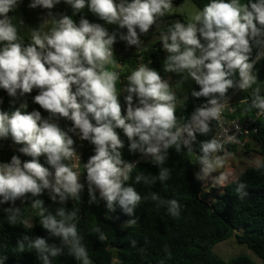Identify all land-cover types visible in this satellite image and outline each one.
<instances>
[{"label":"clouds","instance_id":"clouds-1","mask_svg":"<svg viewBox=\"0 0 264 264\" xmlns=\"http://www.w3.org/2000/svg\"><path fill=\"white\" fill-rule=\"evenodd\" d=\"M64 2L70 5L73 15L87 8L106 24L126 28L120 39L137 48L142 44L140 35L147 33L172 8V0ZM20 3L21 0H0V89L13 98L12 103L15 98L38 90L32 100L49 116L43 118L36 109L26 111V102H21L11 112L0 110V139L10 136L16 144L22 145L13 148L31 157L23 162L16 155L9 162L0 160V204H14L17 199L23 204L29 199L40 217V225L60 241L57 246L43 237H25L17 243L21 251L27 240L42 264H51L50 258L61 255L65 249L82 264H90L77 224L69 222L75 221L76 212L66 214L64 208L59 207L55 214L49 213L38 197L46 192L51 201L64 205L69 198H78L82 190L88 189L91 201H95L96 191L109 209H113L115 202L131 215L142 199L136 188L127 183L136 165L150 158L155 165L162 166L170 148L177 152L182 148L192 151L196 134L207 135L211 122L220 119L226 97L232 96L233 103L235 98L243 99L237 94H243L256 83L253 69L264 59V50L258 51L254 60L251 57L254 48H264V0H208L202 9L191 14L187 24L176 21L167 32L161 33L160 44L168 53L164 70L185 74L182 79L192 78L199 90H193L191 95L208 98L183 125H178L175 114L180 98L174 87L179 89L181 83L170 85L164 75L146 64L136 68L142 57L134 65L116 59L112 47L116 32H109L104 25L89 22L83 16L76 22L70 13L69 16L61 14L57 19L49 11L47 17H53L55 26L50 31L34 29L30 42L24 43L9 16ZM59 3L61 0H30L29 7L51 10ZM117 81H127V108L124 105L121 108L118 100ZM232 87L234 89L226 96ZM124 94L122 91L119 96ZM238 102L240 100H236V105ZM241 102L253 110L264 111V95L259 88L254 90L253 98ZM123 107L125 115L121 114ZM236 110L237 106L227 118L245 121V118L231 117ZM61 117L70 121L71 126L63 128L59 123ZM77 134L81 139L78 152L83 157L79 172L74 170L73 160H79L73 147ZM122 136L128 138L130 152L141 154L132 155L128 161L123 159ZM84 140L95 146L94 154L85 164ZM247 141L246 137L244 145H230L225 151V144L233 142V137L202 141L199 158L194 157L195 179L202 184L212 182L219 176L213 173L223 167V154L231 147L245 146ZM42 155L54 171L41 164ZM82 166L87 181L83 180ZM257 166L264 167V164L258 161ZM169 177V169L162 167L157 179L163 183ZM142 179L141 175L135 177L137 183ZM236 192L241 197L246 195L245 184L238 183ZM152 199L159 198L153 195ZM167 205L171 215L180 214L176 199L167 201ZM4 211L9 213V224H15L20 215L19 207ZM99 239H104L103 234ZM0 264H4L3 258Z\"/></svg>","mask_w":264,"mask_h":264},{"label":"trees","instance_id":"trees-1","mask_svg":"<svg viewBox=\"0 0 264 264\" xmlns=\"http://www.w3.org/2000/svg\"><path fill=\"white\" fill-rule=\"evenodd\" d=\"M185 1L172 0V5L183 6ZM191 1L199 9L208 3V0ZM241 2H246V0H241ZM23 3L21 0L20 6L10 12V19L16 25L19 37L24 43H29L31 36L26 31L30 22V10L27 9L23 13ZM62 5L60 13L56 10L52 12L57 19L62 14ZM47 15L44 12L36 14L42 20H52L55 23L54 19ZM70 16L74 21L79 22L81 17L86 18L87 14L85 15L83 10H79L73 15V10L70 7ZM171 16H180L187 24L177 8L166 12L163 17H160L159 22ZM172 25H167L161 32H167ZM126 31L127 29H121L114 24L109 29V32L117 33L116 43L124 47H134L120 39V34L126 33ZM147 37L148 35L145 34L140 35L142 42ZM261 50L264 48H254L251 58L254 60L258 51ZM164 52L165 50L162 49L160 41H158L140 53L123 55L114 52V56L129 65L136 64L140 57L146 62L150 60L148 67L154 68L161 75V64L165 60ZM253 74L257 76L258 83L256 82L251 88L243 91V99L253 98L254 90L257 88H259L260 94L264 95V59L254 65ZM235 78L238 79V77ZM126 85L127 81L123 83L117 81L116 87L121 108L122 105L127 107ZM123 87H125L124 90ZM234 87L228 90L226 96ZM193 90L198 91L199 85L196 84L189 90L185 96L187 99H178L175 113L178 125L189 121L191 113L208 99L203 96L193 97L191 95ZM37 91L34 89L32 93L25 94L24 97L15 98L12 103L13 98L9 97L5 90L0 89V110L11 112L21 102H26L28 105L26 111L30 112L36 109L40 111L43 118H47L49 113L32 100ZM122 91L125 93L123 97L119 96ZM250 108L244 117L246 120L254 117V110L252 107ZM121 114L123 115L122 109ZM235 116L236 113L231 117ZM59 123L65 129L71 126V122L62 117L59 118ZM254 126L258 128V131L255 132L251 128L247 134L248 141L245 147L250 151L252 144H257L262 155L261 163L264 164V120H257ZM210 128L211 131L205 136L196 134L195 148L192 151L182 148L177 152L174 148H170L168 158L162 166L155 165L150 158L142 160L136 165L127 183L136 188L142 199L133 208L131 215L115 202L113 209H109L106 201H102L96 191H94L96 199L91 201L88 189L82 190L78 198H69L64 205L51 201L46 192L38 199L43 200V206L49 213L55 214L59 207H63L66 214L76 212L75 221L69 222L77 224L82 244L87 250L89 259L93 260L95 264H256L247 255H240L225 262L213 252L217 243L232 237L234 231L240 229L242 232L236 234L237 242L247 245L264 264V167H246L235 180L224 186L223 192L216 194L213 200H210L212 195L203 192V184L195 179L194 172L196 166L194 157L199 158L200 143L212 138L217 129L214 121L211 122ZM116 131L119 134L117 129ZM69 135L73 136L74 133H69ZM3 139L4 141H0V160L9 162L13 155L21 157L22 162L31 159L13 148L14 146L20 148L22 145L16 144L10 136ZM122 140L124 147L120 151L123 159L128 161L132 155L141 154L139 151H129L128 138L123 139L122 136ZM84 141L86 144L84 147L85 164L94 154L95 146L88 140ZM236 150V147H231L228 153H235ZM39 160L50 171H54L46 163L45 156L42 155ZM65 163L71 166L69 161H65ZM162 167L168 168L170 172L169 179L163 183L157 179ZM81 172L83 180L87 181L86 170L83 166ZM137 175L143 177L139 183L135 181ZM241 182L245 184L246 195L243 197L236 192L237 184ZM153 195L159 199L153 200ZM171 199H176L180 204L178 216H173L168 212L167 201ZM30 202L29 199H25L22 204L21 199H17L14 204L11 202L0 204V258L4 259V264H42L38 253L29 246L27 240H25L23 251L17 246V243L25 237L28 239L43 237L49 244L57 246L60 244L58 237L50 235L40 225V217L35 214ZM9 207H19L20 209V215L15 224H9V213L4 211ZM96 209L101 212L98 221L95 220ZM30 217H32V224L28 225L27 220ZM101 234L104 236L103 240L99 239ZM50 259L51 264H82L81 261L68 254L66 249L61 255Z\"/></svg>","mask_w":264,"mask_h":264},{"label":"rangeland","instance_id":"rangeland-1","mask_svg":"<svg viewBox=\"0 0 264 264\" xmlns=\"http://www.w3.org/2000/svg\"><path fill=\"white\" fill-rule=\"evenodd\" d=\"M173 8H177L182 12V15L185 17V20L187 23L189 22L191 14H194L196 11L200 10L191 0H186L183 6L175 7L172 5L171 9ZM48 12L49 11H47V14ZM31 15H32V20H30L29 24L32 25L34 29H38L42 31L47 29V31H50L55 26V23L52 20L51 21L46 20V19L42 20L39 16L34 15L32 12H31ZM86 18L89 20V22H94L96 20L95 14L91 12H87ZM32 31L33 30L30 31V29L28 28L26 32L28 35L31 36ZM167 55L168 53L165 51L163 56L166 58ZM161 70L164 73H166V71L164 70L163 61L161 65ZM167 74L169 77L173 79V81L171 82L172 85H176L177 82L181 83V86L179 89H176L174 87L177 93V96L180 99L184 98L189 92V90L196 85V82L190 77H188L187 79H182V77L185 74H180V73H175V72H168ZM163 75L165 76L166 74H163ZM165 79L167 78L165 77ZM256 82L258 83V80ZM240 91L242 92L243 90H240ZM242 96H243L242 93L237 94L238 98H242ZM236 100H240V99H237V98L234 99L233 110L236 108ZM0 141H4V139L2 138L0 139ZM261 160H262V155L259 152V146L257 144H252V150L250 151H248L246 147L243 146L241 148H237L235 153H232V154L224 153L223 154V167L218 170L219 172L213 173L214 176L218 174L219 176L216 179H214L212 182L203 183L204 193L211 194V195H216L219 192L221 193L223 190V187L229 182H231L232 180H235L243 172V170L246 167L257 166V162L258 161L261 162ZM100 213L101 212L98 209H96V214H95L96 221L100 219L101 217ZM27 223L28 225L32 224V217H30L27 220ZM241 232H242V229L236 230L234 231V234L232 235V237L217 243L213 248V252L225 262L237 256H240V255H247L256 264H262L261 259L257 256L255 252L250 250L247 247V245L237 242L236 234H239ZM89 261H90V264H95L93 260L89 259ZM147 264H152V263H147Z\"/></svg>","mask_w":264,"mask_h":264},{"label":"built area","instance_id":"built-area-1","mask_svg":"<svg viewBox=\"0 0 264 264\" xmlns=\"http://www.w3.org/2000/svg\"><path fill=\"white\" fill-rule=\"evenodd\" d=\"M150 62H151L150 60L146 62L145 60H143V58H140V61L137 63L136 68L141 64H146L148 66L149 65L148 63H150ZM226 100L227 101L224 103V108H223L220 119L218 121H215L216 125H217V130L213 136V137H218L221 140H224L227 137H233V142H228L225 144L224 151L230 145H238V146L244 145V143L246 141L247 134L250 132L251 128L255 132L258 131V128L254 126L255 122L257 120H264V111L258 110L256 108H254V117L251 119H248L245 121L237 119V118L228 119L227 116L234 111L233 110L234 103L232 101V96H227ZM221 102H223V101H221ZM251 103H252V101H251ZM126 108L123 107V115L126 114ZM75 140H76V144L73 147L75 148V150L79 156V160H76L75 158H73L74 165H76L74 170L79 172V168L81 166L83 157L78 152L79 146L81 145V139H80L78 134L76 135ZM191 144H192V142H191ZM135 162L136 161H134L132 163H135ZM79 179H80V176H79ZM79 182H80V180H79Z\"/></svg>","mask_w":264,"mask_h":264},{"label":"water","instance_id":"water-1","mask_svg":"<svg viewBox=\"0 0 264 264\" xmlns=\"http://www.w3.org/2000/svg\"><path fill=\"white\" fill-rule=\"evenodd\" d=\"M69 13H70V5L66 2H64V0H63L62 15H68L69 16ZM9 16H10V13H9ZM176 21L183 22V19L179 16H171V17H168V18L162 20L161 22H159L155 26H151L149 31L147 33H145V35H148V37L142 42V44L139 48H137L136 46L124 47V46H121L115 42L112 46L113 50L115 52H117L119 54H123V55H126V54L131 55V54L140 53L145 48H147L149 45L160 41L159 38H160L161 33H165V32H161V30H163L167 25L173 24Z\"/></svg>","mask_w":264,"mask_h":264},{"label":"crops","instance_id":"crops-1","mask_svg":"<svg viewBox=\"0 0 264 264\" xmlns=\"http://www.w3.org/2000/svg\"><path fill=\"white\" fill-rule=\"evenodd\" d=\"M23 2H24V3H23V4H24V7L22 8V9H23L22 12L24 13V11H26L27 9L30 10V13H29V15H30V16H29V19L32 20L31 12H32L34 15L38 14V12H40V14H42L43 12H44V14H47V11L55 12L54 10H56V12L60 13V10H61V4H62L63 0H61V3L55 5L54 8L51 9V10L43 9V8H40V7H37V8H31V7H29L30 0H23ZM18 6H20V4H19ZM173 9L175 10L176 8H173ZM81 10L84 11V14H85V15L87 14V12H89V11L87 10V8H84V9H81ZM177 11H178L179 13L181 12L179 9H177ZM181 13H182V12H181ZM39 16H40V15H39ZM95 16H96V15H95ZM30 17H31V18H30ZM51 18H53V17H51ZM184 18H185V17H184ZM93 23H100V24L104 25L105 27H107L108 30H109L110 28L113 27V24H111V25H110V24H106L103 20L99 19L98 16H96V20H95ZM28 24H29V23H28ZM27 28H29L30 31H31V30H34V27H32V25H30V24L28 25ZM44 31H47V29L44 30ZM161 65H162V64H161ZM163 66H164V62H163ZM109 67H111V66H109ZM167 73H168V72L164 73V72L162 71L161 74H162V75H163V74H166L165 77H166L167 80L169 81L170 85H172L171 82L173 81V79H172L171 77H169ZM173 90H174V89H173ZM241 100H243V99H240V102H238V104L236 105V106H237V110H236L235 113H236V116H238V117H240V118H244V117H246L247 112L250 111V108H249L246 104H244L243 102H241Z\"/></svg>","mask_w":264,"mask_h":264}]
</instances>
